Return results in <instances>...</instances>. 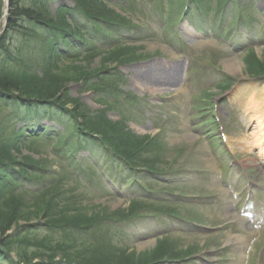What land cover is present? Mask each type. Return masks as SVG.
I'll return each instance as SVG.
<instances>
[{"label":"rangeland","instance_id":"1","mask_svg":"<svg viewBox=\"0 0 264 264\" xmlns=\"http://www.w3.org/2000/svg\"><path fill=\"white\" fill-rule=\"evenodd\" d=\"M121 1L118 10L133 24L121 28L123 38L134 34L124 43L137 46L145 57L118 64L114 58L104 61L108 54L101 53L81 62H61L59 68L65 70L52 68V72L62 73L60 78L71 76L82 64L100 67L96 78L103 88L81 91V84L71 81L58 94L67 90L70 99L86 105L91 117L104 111L111 121L125 125V131L146 137L134 155L138 168L113 156V151L91 136L81 133L82 146H73L78 135L68 131L63 140L54 137L52 143L38 141L21 149L19 161L23 154H32L47 166V174L33 188L39 189L58 172L63 180L59 187L73 193L66 200L72 210L124 215L123 210L142 196L150 200L144 201L147 206L163 208L156 211L142 206L136 216L103 219L93 231L99 241L108 234L119 249L142 261L152 256L147 254L163 234H169L167 238L181 252L164 260L172 258L174 264H182L176 262L178 258L191 264H264V76L249 65L252 55L253 61L264 60V0H199L201 8L194 0H189V8H183L186 0ZM64 4L71 5L73 0H56L51 6L57 10ZM148 68H157L166 78L172 75L175 83L145 85L140 74ZM103 74L108 77L102 80ZM228 76L236 83L223 93L222 87L230 82ZM116 86H120L119 95H114ZM69 105L75 106L73 102ZM253 107L258 109L252 112ZM45 123L52 125V121ZM58 127L61 134L67 132ZM142 162L154 163L163 172L148 171ZM22 195L24 202L32 198ZM237 196L238 202L229 208ZM42 202L36 197L37 205ZM59 202L62 207L64 202ZM259 205L262 211L257 214ZM168 210L190 222L169 217ZM246 210L256 213L255 227L242 222ZM42 220L29 224L39 223L42 229L37 230L46 235L48 228ZM80 233L81 241H97L91 233ZM186 250L191 255L182 254Z\"/></svg>","mask_w":264,"mask_h":264},{"label":"trees","instance_id":"2","mask_svg":"<svg viewBox=\"0 0 264 264\" xmlns=\"http://www.w3.org/2000/svg\"><path fill=\"white\" fill-rule=\"evenodd\" d=\"M53 1L56 0H11L7 23L0 31V114L3 113L0 117V264H57L63 261L67 264H155L163 261L165 256L177 255L181 251L176 250L167 236L159 239L153 252L147 254L152 256L142 261L141 257L119 249L108 234L99 241L93 232L103 219L129 218L138 214L142 206L163 210L147 206L144 201L150 200L135 199L128 210H123L127 213L124 215H108L101 210L98 213L72 210L73 206L66 200L70 201L67 196L73 193L59 187L63 180L58 172L45 180L39 189H34L33 183L47 174V166L41 163L42 158L36 159L32 154H23L22 160H18V155L23 152L21 149L31 148L38 141L52 143L54 137L63 140L69 131L78 135L73 146H82L81 133L93 139L97 137L104 147H109L135 168L138 166L134 155L139 154L136 152L146 142V137H136L125 131V125L111 121L104 111L91 117L86 105L70 99L67 90L61 96L58 94L71 81L80 83L81 91L103 88L96 78L100 67L82 64L77 66L74 74L61 76L62 79L58 77L62 73L52 72V68H61V62H81L101 53L108 54L104 61L109 57L116 59L118 64L142 60L144 51L124 43L126 37L123 38L121 28L132 24L119 11L124 2L73 0L74 6L64 4L54 10ZM4 7V1L0 0V21ZM252 56L249 65H254L257 73L264 76V60L253 61L255 55ZM104 77L108 75L103 74L100 79ZM231 85L228 82L222 88L226 90ZM114 89V95L121 94L120 86ZM72 102L75 106L71 107ZM44 118H52L67 132L61 134L54 125L43 123ZM17 124H20L19 128ZM18 150L20 152H15ZM140 165L154 172L162 170L151 162ZM66 170L72 175L69 169ZM22 193L32 198L24 202ZM36 197L43 202L37 205ZM59 200L64 202L62 207L58 206ZM41 218L43 227L48 228L46 235L37 230L42 229L38 227L39 223L29 224ZM80 231L91 233L97 241H81ZM57 233L62 235L57 236ZM188 253L186 250L182 254Z\"/></svg>","mask_w":264,"mask_h":264},{"label":"bare ground","instance_id":"3","mask_svg":"<svg viewBox=\"0 0 264 264\" xmlns=\"http://www.w3.org/2000/svg\"><path fill=\"white\" fill-rule=\"evenodd\" d=\"M230 65H232V62L230 63ZM230 68H232L231 70L236 71V67L231 66ZM140 80H143L145 85L147 84L148 86H151V87L157 86V84H166V85L169 84V85H171V84H174L176 81L172 77V75H170V77H167V78L164 75L163 76L159 75V73H157V68H148L146 70V72H143L140 74ZM256 107H257V105H256ZM257 109L253 107L252 112H255ZM262 114H264V113H262ZM253 115L250 116L251 119H253L252 118ZM232 203H231V206H229V208L233 206ZM238 240H241V238L239 237Z\"/></svg>","mask_w":264,"mask_h":264},{"label":"water","instance_id":"4","mask_svg":"<svg viewBox=\"0 0 264 264\" xmlns=\"http://www.w3.org/2000/svg\"><path fill=\"white\" fill-rule=\"evenodd\" d=\"M4 1H5V3H6V6H7L5 15H7L8 12H9V11H8V8H9L10 0H4Z\"/></svg>","mask_w":264,"mask_h":264}]
</instances>
